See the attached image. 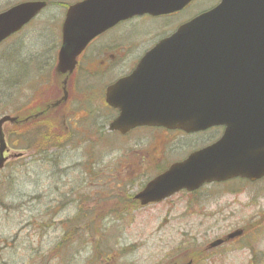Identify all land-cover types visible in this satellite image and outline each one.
I'll return each instance as SVG.
<instances>
[{"label": "rangeland", "instance_id": "obj_1", "mask_svg": "<svg viewBox=\"0 0 264 264\" xmlns=\"http://www.w3.org/2000/svg\"><path fill=\"white\" fill-rule=\"evenodd\" d=\"M44 23L39 19L28 30L42 33ZM27 34L23 41L28 40ZM16 41L0 48V118L12 117L17 105L14 64L29 67L19 78V91L25 96L28 83L32 87L37 76L34 67L43 60H50V65L54 61L53 57L43 59L38 55L47 44L54 45L56 37L45 44V39L31 38V45H22L23 59L15 55L12 60L6 55ZM26 50L35 57L24 59ZM4 131L9 149L5 156L12 158L21 151L12 147L15 139L10 123ZM9 136L13 138L10 142ZM153 137L136 134L127 142L107 137L109 147H98L93 154L58 152L51 155L50 161L43 152L35 153L34 149L41 151L42 147L33 144L34 149L23 153L21 161L10 159L0 173V183L5 185L0 189V202L10 197L0 204V264H190L192 249H202L232 230L261 221L264 184L250 185L244 191L239 190V182L210 186L204 202L180 195L159 205L133 206V197L157 175L142 154ZM168 139L164 137V142ZM139 141L141 145L137 146ZM185 142L175 139L170 144L182 150L175 153L179 159L196 150L193 138ZM82 213L92 223L90 230L76 229L72 233L73 226L62 229L61 223ZM258 237L257 262L252 261L253 252L242 250L239 242L197 257L194 264H264V231ZM69 239L70 244L61 247L62 241Z\"/></svg>", "mask_w": 264, "mask_h": 264}, {"label": "water", "instance_id": "obj_2", "mask_svg": "<svg viewBox=\"0 0 264 264\" xmlns=\"http://www.w3.org/2000/svg\"><path fill=\"white\" fill-rule=\"evenodd\" d=\"M188 0H130L120 9L97 0L72 7L63 27L59 70L72 71L76 58L103 30L131 14L163 13ZM45 7L26 3L0 15V43L20 31ZM120 111L110 129L127 133L150 126L187 133L225 126L215 144L195 152L150 182L136 197L143 205L181 190L236 177L264 176V0H222L213 11L179 28L150 51L129 77L108 90ZM0 120V170L6 158ZM236 235V234H234ZM218 241L213 246L221 244Z\"/></svg>", "mask_w": 264, "mask_h": 264}, {"label": "flooded vegetation", "instance_id": "obj_3", "mask_svg": "<svg viewBox=\"0 0 264 264\" xmlns=\"http://www.w3.org/2000/svg\"><path fill=\"white\" fill-rule=\"evenodd\" d=\"M86 1L88 0H0V14L25 3L41 2L45 4V7L38 13L36 18L6 41L0 43L1 48L7 42L17 39L16 46L13 44L6 55L10 59L13 60L15 55L23 59L22 45L26 42L30 44L31 38L45 39L46 42H42V44H45L50 43L49 41L56 37V43L54 45V42H51L50 45L47 44L44 52L38 55L43 59L53 57V65H50V60H43L34 67L33 72L35 71L37 76L33 78L32 87H30V82L28 83L25 96L19 91V78L23 74L26 75L29 67L25 63L19 64L18 62L17 65L14 64L13 66L14 72H17L16 81L14 82L17 105L12 116L14 122L11 124V134L15 139L12 147L22 150L21 153H29L34 148L29 145H26L25 148L19 139L27 138L29 142V138L32 137L31 130L43 131L46 133L45 136L49 138L43 154L50 161L51 155L58 152L60 154L69 152L93 154L98 147H109V144L105 141L107 137L127 142L131 140L133 135L139 134V136L145 137L147 134H151L154 137L149 147L142 152L145 163L148 167L154 169V173L157 172V175L147 182L149 183L157 176L165 173L172 165L181 163L196 151L214 144L223 136L226 127H215L193 134L160 127H139L127 133L112 131L110 125L119 117L120 111L108 104V90L119 81L132 75L142 59L159 43L171 38L179 28L194 21L196 17L216 9L222 3V0H188L184 5L179 7L175 5L163 13L143 12L131 14L118 20L111 27L94 37L76 58L72 71L63 72L59 70L58 65L63 44V27L67 14L72 7ZM154 1L156 0H145V3L151 4ZM109 2L120 9H125L126 6L130 7V0H97L95 5L96 8L102 9ZM168 2H171V0H165V4ZM51 7L56 8L57 11H51ZM48 12L54 15L50 14L48 16ZM39 19L45 21L42 33L39 30H28ZM26 32H28L26 35L28 40L23 41L22 38ZM27 52L28 54L24 59L30 58L32 55L31 51L28 50ZM32 57H35V54ZM47 69H49L48 72ZM2 132L5 138L6 134L3 127ZM164 137L169 139L164 142ZM190 138L195 141V144L192 145L197 144L196 150L180 159L177 158L175 153H180L182 150L178 147H170V144L175 139L186 143L185 141ZM136 143L137 146L141 145L140 141ZM8 150H6V153ZM54 165L56 166V163ZM120 182L124 183L122 179ZM223 182L225 183L203 186L195 192L181 191L159 204L168 202L180 195H186L194 199L200 198L204 202L208 196H205V193L210 186H231L232 182H239V190L244 191L250 185L264 184V176L259 179L238 177ZM145 186L139 193L144 190ZM136 196L133 197L136 207L138 203L142 206L141 201ZM144 207L142 206V208ZM263 225L264 211L261 214V221L255 220L232 230L224 237L215 239L202 249H192V259L189 263H196L197 257L202 258L206 253L212 255L216 250L226 246H237L239 242L242 250L253 252L254 258L252 261L253 263L257 262L255 247L259 239L258 234H262L264 231V229H261ZM236 232H240V235H234ZM218 241H222V243L213 246ZM204 249L206 252L203 251ZM201 263L203 264L202 261Z\"/></svg>", "mask_w": 264, "mask_h": 264}, {"label": "trees", "instance_id": "obj_4", "mask_svg": "<svg viewBox=\"0 0 264 264\" xmlns=\"http://www.w3.org/2000/svg\"><path fill=\"white\" fill-rule=\"evenodd\" d=\"M10 59V58H9ZM31 133H33L32 134V137L31 138H29V142H28V139L27 138H20L19 139V141L21 142V144H23L24 145V147L26 146V145H29L30 147H33V144H38L39 145V147H42V150L41 151H39L38 149H34L35 150V153H41V152H43V150H44V147H45V145H46V143L47 142H49V138H47L45 135H46V133L45 132H43V131H40V130H31ZM12 140V138H10L9 137V141H11ZM26 148V147H25ZM34 148V147H33ZM43 157H45V155L43 154ZM5 185H4V183H0V189L2 190V188L4 187ZM10 197H8V198H4L1 202H0V204H1V206L2 205H4V203L6 202V200H8ZM132 201H133V206L135 205L136 206V203H135V201H134V199H132ZM132 204V203H131ZM123 210V209H122ZM86 220H88L87 221V225L85 224V221ZM91 222H92V220H91ZM76 223H78V224H85V227H79ZM61 226H62V229L63 230H69V229H71L72 228V226H73V231H71L72 233H75V231H76V229H77V231H80V232H84L86 229L87 230H90V228H89V226L90 225H92V223H90V220L87 218V217H85L84 216V214L82 213V215H77V216H75L74 217V219L73 220H70V221H67V222H63V223H61L60 224ZM96 226V225H95ZM79 227V228H78ZM44 229V228H43ZM68 235V234H67ZM68 237V236H67ZM67 237H66V240H67ZM69 242V243H68ZM62 246L61 247H64V244H67V245H69L70 244V239L68 240V241H62ZM66 245V246H67ZM58 249H60V248H58ZM61 250V249H60ZM97 255L95 254V257H96Z\"/></svg>", "mask_w": 264, "mask_h": 264}]
</instances>
